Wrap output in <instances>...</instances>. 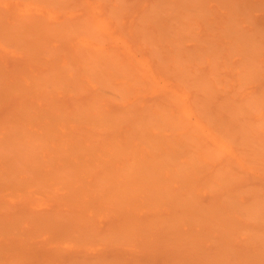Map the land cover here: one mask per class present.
I'll return each instance as SVG.
<instances>
[{
  "label": "bare ground",
  "instance_id": "6f19581e",
  "mask_svg": "<svg viewBox=\"0 0 264 264\" xmlns=\"http://www.w3.org/2000/svg\"><path fill=\"white\" fill-rule=\"evenodd\" d=\"M0 264H264V0H0Z\"/></svg>",
  "mask_w": 264,
  "mask_h": 264
}]
</instances>
